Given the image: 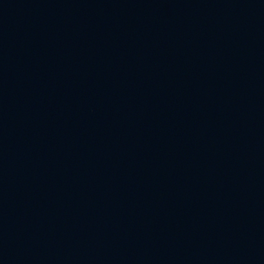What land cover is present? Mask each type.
Returning <instances> with one entry per match:
<instances>
[{"label": "water", "instance_id": "water-1", "mask_svg": "<svg viewBox=\"0 0 264 264\" xmlns=\"http://www.w3.org/2000/svg\"><path fill=\"white\" fill-rule=\"evenodd\" d=\"M0 264H264V0H0Z\"/></svg>", "mask_w": 264, "mask_h": 264}]
</instances>
